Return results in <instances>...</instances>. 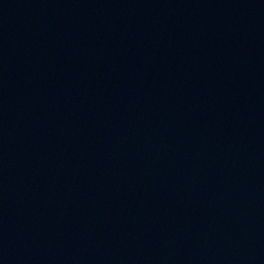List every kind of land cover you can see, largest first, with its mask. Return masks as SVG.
Here are the masks:
<instances>
[{"label": "water", "instance_id": "95a60500", "mask_svg": "<svg viewBox=\"0 0 264 264\" xmlns=\"http://www.w3.org/2000/svg\"><path fill=\"white\" fill-rule=\"evenodd\" d=\"M0 264H264V0H0Z\"/></svg>", "mask_w": 264, "mask_h": 264}]
</instances>
